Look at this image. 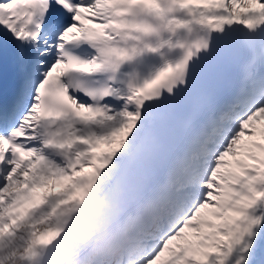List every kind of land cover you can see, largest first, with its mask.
<instances>
[{"label": "snow or ice", "instance_id": "6c2138e0", "mask_svg": "<svg viewBox=\"0 0 264 264\" xmlns=\"http://www.w3.org/2000/svg\"><path fill=\"white\" fill-rule=\"evenodd\" d=\"M149 194L122 264H259L264 0H0V264Z\"/></svg>", "mask_w": 264, "mask_h": 264}, {"label": "clouds", "instance_id": "9594fccd", "mask_svg": "<svg viewBox=\"0 0 264 264\" xmlns=\"http://www.w3.org/2000/svg\"><path fill=\"white\" fill-rule=\"evenodd\" d=\"M170 134L175 138L185 136L180 125H176ZM154 207L153 195H139L103 220L83 227V234L74 236L73 247L67 253L64 264H86L90 257L110 264L139 258L145 251L144 242L122 229L126 224L150 218Z\"/></svg>", "mask_w": 264, "mask_h": 264}]
</instances>
